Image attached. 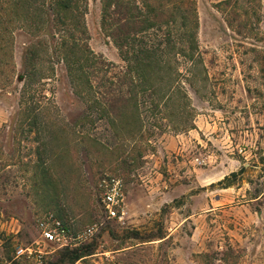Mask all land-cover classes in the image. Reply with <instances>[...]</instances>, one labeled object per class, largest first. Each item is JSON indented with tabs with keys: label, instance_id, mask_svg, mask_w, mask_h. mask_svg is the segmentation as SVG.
Segmentation results:
<instances>
[{
	"label": "rangeland",
	"instance_id": "rangeland-1",
	"mask_svg": "<svg viewBox=\"0 0 264 264\" xmlns=\"http://www.w3.org/2000/svg\"><path fill=\"white\" fill-rule=\"evenodd\" d=\"M126 1L115 34L135 47L160 26L164 47L129 63L103 0H80L73 24L108 67L76 82L53 40L30 59L62 28L53 0H0V264H264V0ZM112 179L121 221L103 208ZM55 220L72 246L17 259Z\"/></svg>",
	"mask_w": 264,
	"mask_h": 264
},
{
	"label": "trees",
	"instance_id": "trees-1",
	"mask_svg": "<svg viewBox=\"0 0 264 264\" xmlns=\"http://www.w3.org/2000/svg\"><path fill=\"white\" fill-rule=\"evenodd\" d=\"M78 2H80V0H53L52 4H50L49 7L52 11V16L54 17V21H56V23H58V25H60L62 28L58 30V33L56 32V29H54L55 33L49 34L50 33L49 32L46 33L45 36H41V35L38 36V42L36 43V48L32 49L30 52V59L33 60V58L37 56L38 53L37 50H39V48L44 46V43L41 40L45 38H48L50 42L53 40L54 41L53 54H55L65 63L68 73L72 77H74L76 82L78 76L89 75L91 70L100 73L103 70L102 68L106 66L102 58L98 57L90 49L87 43L88 40L87 28L85 24L82 26L80 31L76 29L75 25L73 24V20L76 17H80V16L83 17L82 14H84L77 12ZM126 2H127L126 0H103L102 27L104 31L110 33V36L115 35L114 36L115 44L117 45L120 51L121 57L128 59L129 63H134L131 59H129V57L131 58V56H135V58H138L144 56L145 58L146 57L150 58L155 54H157L160 48L164 47V42L158 38L159 33L161 31L160 26H157V31L155 32V34L151 32V35H153L152 39H150L151 35L141 38V40H139L138 46L135 47L132 45L131 40L127 35H124L121 32L118 33V35L115 34V31L117 30L121 31L122 27L120 25H122V23L126 21L125 18L120 19V15L118 14V12L116 11L117 9L115 8L126 5ZM140 11H141L140 17L143 18L144 20L143 22L146 23V26H144L146 30H144V32L147 34V31H150L149 29H154L157 25V22H153V20L149 18L150 17L149 13H153L155 9L149 3H147L144 5L143 10ZM116 17L119 20H117ZM71 21L72 24H70ZM148 24L150 26H148ZM78 34H80L81 37H79ZM57 35H59L58 39L56 38ZM145 38H149V39L146 40ZM184 48L186 51L189 52V54H191L192 59L194 61L196 45L192 43L191 46H184ZM139 63H140L139 61L136 62V64ZM141 63L142 64L146 63L144 66L147 67L150 66L152 62L151 60L145 59ZM134 69L139 70L137 66H135ZM30 77L31 74L28 73L26 75V78L29 79ZM37 124L38 123L35 121L33 125L37 127ZM53 197H57V196L53 194ZM69 254L72 255L70 256L71 261H78L89 255V254L85 255V253L80 252L79 250L72 251Z\"/></svg>",
	"mask_w": 264,
	"mask_h": 264
},
{
	"label": "built area",
	"instance_id": "built-area-1",
	"mask_svg": "<svg viewBox=\"0 0 264 264\" xmlns=\"http://www.w3.org/2000/svg\"><path fill=\"white\" fill-rule=\"evenodd\" d=\"M102 187L104 189L102 193V203L106 214L110 219L123 220L125 213L121 211L124 202L123 185L121 181L115 179L110 181L105 180ZM39 230L41 232L40 241L26 246H19L15 249V256L17 259L24 258L27 260L33 259L41 261L44 255L47 254L43 249V245L52 244L58 248L72 246L69 231L59 220H55L52 226L42 221L39 224Z\"/></svg>",
	"mask_w": 264,
	"mask_h": 264
}]
</instances>
